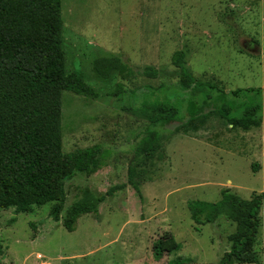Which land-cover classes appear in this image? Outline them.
I'll use <instances>...</instances> for the list:
<instances>
[{
  "label": "rangeland",
  "instance_id": "1",
  "mask_svg": "<svg viewBox=\"0 0 264 264\" xmlns=\"http://www.w3.org/2000/svg\"><path fill=\"white\" fill-rule=\"evenodd\" d=\"M62 16L66 72L82 73L97 93H63V152L101 145L105 166L66 184L58 221L50 216L54 203L28 212L0 209V264H171L178 258L221 264L237 224L221 217L198 226L189 205L217 203L226 190L245 200L264 192V121L243 130L211 114L187 128L164 130L160 148L148 156L145 131L165 114L144 118L128 93L178 89L172 56L180 50L197 80L227 93L264 89V0H62ZM103 56L119 57L132 73L99 78L93 62ZM146 67L158 77L145 76ZM132 167L142 199L129 184ZM120 185L127 186L99 204L97 214L79 218L75 232L63 227L73 205L95 202ZM260 220L256 264H264V205ZM159 242L167 245L157 260Z\"/></svg>",
  "mask_w": 264,
  "mask_h": 264
},
{
  "label": "trees",
  "instance_id": "2",
  "mask_svg": "<svg viewBox=\"0 0 264 264\" xmlns=\"http://www.w3.org/2000/svg\"><path fill=\"white\" fill-rule=\"evenodd\" d=\"M63 25L62 0H0V209L28 212L33 206L54 203L50 216L56 221L64 211L66 184L78 175L96 174L104 168L106 158L101 145L63 152V93L97 97L84 83L82 73L66 72ZM172 63L180 71L178 89L162 85L128 93L134 101L133 110L144 118L165 114L145 131L142 143L149 146L148 156L160 148L156 141L164 130L187 128L211 114H218L232 128L250 130L263 124L264 89L227 93L216 83L197 80L187 68L183 50L174 53ZM93 71L104 80L115 72L132 73L119 57L106 56L94 60ZM143 74L157 78L159 72L146 67ZM135 177L132 167L129 184L142 199ZM126 186L111 188L95 202L86 199L76 203L66 212L63 227L75 232L79 218L97 214L99 204ZM263 205L264 192L245 200L226 190L219 202L196 201L189 209L198 226L214 224L221 217L237 224L228 237L231 249L221 264H256ZM166 245H155L157 260L162 259ZM188 263L181 258L171 262Z\"/></svg>",
  "mask_w": 264,
  "mask_h": 264
},
{
  "label": "crops",
  "instance_id": "3",
  "mask_svg": "<svg viewBox=\"0 0 264 264\" xmlns=\"http://www.w3.org/2000/svg\"><path fill=\"white\" fill-rule=\"evenodd\" d=\"M261 127V125L260 126H258V127H252L251 129H258V128H260ZM250 129V130H251Z\"/></svg>",
  "mask_w": 264,
  "mask_h": 264
}]
</instances>
